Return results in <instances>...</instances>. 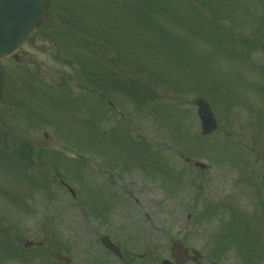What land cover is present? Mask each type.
Listing matches in <instances>:
<instances>
[{
    "label": "rangeland",
    "instance_id": "1",
    "mask_svg": "<svg viewBox=\"0 0 264 264\" xmlns=\"http://www.w3.org/2000/svg\"><path fill=\"white\" fill-rule=\"evenodd\" d=\"M151 1L52 0L20 61L2 62L13 140L0 142V212L24 220L23 239L47 235L48 249L60 246L76 261L99 256L96 243L107 235L159 259L183 239L209 253L204 264H217L210 253L224 244L218 261L264 264V0ZM141 4L159 6L156 27L141 22ZM64 76L70 87L57 84ZM197 98L218 120L208 137ZM14 135L41 143L31 160Z\"/></svg>",
    "mask_w": 264,
    "mask_h": 264
},
{
    "label": "water",
    "instance_id": "2",
    "mask_svg": "<svg viewBox=\"0 0 264 264\" xmlns=\"http://www.w3.org/2000/svg\"><path fill=\"white\" fill-rule=\"evenodd\" d=\"M48 5L49 0H0V60L12 55L32 31L45 21ZM4 77L5 73L0 64V97ZM196 104L199 107L203 133L210 134L217 128L213 111L203 99H198ZM105 244L112 248L108 243ZM173 250L178 259L185 254L181 244H176Z\"/></svg>",
    "mask_w": 264,
    "mask_h": 264
},
{
    "label": "flooded vegetation",
    "instance_id": "3",
    "mask_svg": "<svg viewBox=\"0 0 264 264\" xmlns=\"http://www.w3.org/2000/svg\"><path fill=\"white\" fill-rule=\"evenodd\" d=\"M6 108L7 106L4 105ZM264 168V161H261ZM13 224H18L15 220L12 219L11 214H5L3 218H0V228L4 229V240L10 238L12 235L11 227ZM120 250L121 256H115L112 252H109L111 255L105 256H86L83 258L82 262L75 261L76 257H71L65 263H60L56 260L55 255L42 256L37 264H164L163 260L157 258L154 255L136 254L134 249H130V242L124 239H121L119 243H116ZM133 247V246H132ZM20 250L21 245H19ZM41 249H44V245H40ZM51 253V252H50ZM16 257V256H15ZM12 258L9 249L6 246H0V264H26L25 261L18 258ZM202 261L196 264H203L204 255L202 256ZM195 264V263H190Z\"/></svg>",
    "mask_w": 264,
    "mask_h": 264
},
{
    "label": "trees",
    "instance_id": "4",
    "mask_svg": "<svg viewBox=\"0 0 264 264\" xmlns=\"http://www.w3.org/2000/svg\"><path fill=\"white\" fill-rule=\"evenodd\" d=\"M141 2H148V3H153L154 1L151 0H141ZM139 7V6H138ZM139 9L141 10L142 14L140 16L141 22H144L147 26H150L152 28L156 27L155 25H158L155 20H153V16L157 13V10L159 9L158 5H154V4H141V6L139 7ZM214 9V8H213ZM218 13L217 10L212 11ZM151 13V15L149 14ZM213 15L215 16V14L213 13ZM171 21H175L174 17H169ZM203 18V16H202ZM217 21L215 20L214 23H216ZM218 23V22H217ZM217 26V24H215ZM159 27V26H158ZM160 28V27H159ZM161 29V28H160ZM162 32V31H159ZM134 85V84H131ZM141 86V85H140ZM139 86V88H140ZM138 88V89H139ZM145 92V91H144ZM149 92V91H148ZM143 93V91L141 92ZM144 94V93H143ZM149 93L145 92V95L147 96Z\"/></svg>",
    "mask_w": 264,
    "mask_h": 264
}]
</instances>
